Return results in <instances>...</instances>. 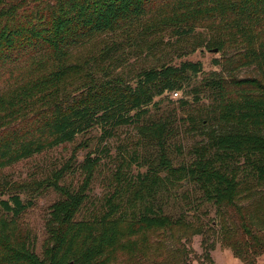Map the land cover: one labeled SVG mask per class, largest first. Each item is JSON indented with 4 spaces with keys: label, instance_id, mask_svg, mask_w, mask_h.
<instances>
[{
    "label": "trees",
    "instance_id": "16d2710c",
    "mask_svg": "<svg viewBox=\"0 0 264 264\" xmlns=\"http://www.w3.org/2000/svg\"><path fill=\"white\" fill-rule=\"evenodd\" d=\"M138 26L144 35L169 29L177 38L202 29L200 47L223 53L226 45H235L237 63L255 74L239 78L236 65L226 59L232 72H213L188 90L191 78L202 72L199 61L162 63L128 79H108L91 74L88 61L70 60L72 47ZM213 64L222 66L218 58ZM74 78L76 85L70 84ZM184 91H192L196 103L210 101L200 120L202 143L187 163L172 166L161 154L160 169L138 174V187L127 200L140 204L138 221L128 218L121 193L78 218L100 160L88 155L82 165L86 176L77 189L58 184L61 171L50 183L61 197L48 207L40 256L15 223L30 202L17 193L0 200L10 217H0V264H191L192 259L205 264L210 261L205 233L213 226L194 228L181 214L166 211L162 170L166 178L169 174L195 184L215 206L223 242L243 264H257L264 254V0H0V169L71 142L93 127L111 136L118 126L142 121L155 97ZM164 130L162 123L138 126L139 134L158 141ZM200 231L203 259L181 241V235ZM153 234L161 240L150 245ZM186 240L190 245V237ZM152 246L168 260L161 262L153 253L146 257Z\"/></svg>",
    "mask_w": 264,
    "mask_h": 264
},
{
    "label": "rangeland",
    "instance_id": "374dc122",
    "mask_svg": "<svg viewBox=\"0 0 264 264\" xmlns=\"http://www.w3.org/2000/svg\"><path fill=\"white\" fill-rule=\"evenodd\" d=\"M201 30L197 29L194 35L183 38L171 36L169 29L155 35H144L139 33L141 26L121 33H107L72 47L70 60L77 64L88 61L86 68H90L91 74L108 79L116 75L128 79L142 68L158 66L162 63L176 65L182 61H199L202 64V72L191 78L192 83L188 90L192 86H200L204 78L213 72L222 71L225 75L228 71L232 72L228 65L231 63L236 65L233 72L235 71L239 78L255 74L252 67L239 65L243 63L240 61L237 63L239 56L235 45H226L223 53L217 52L215 48L200 47L204 35V33L201 36L198 34ZM154 36L160 37V41H151ZM105 49L112 50L108 56L101 55ZM215 58L220 59L222 66L213 64ZM226 59L230 60H227L228 64ZM230 66L232 69V65ZM76 79H72L70 84L76 85L78 83ZM183 102L187 103L184 105ZM209 109L210 101L203 98L196 103L192 91L164 93L154 98V104L149 107L142 121L118 126L113 129L111 136L107 137L100 128L93 127L77 135L71 142L62 143L1 168L0 200L17 193L23 202H30L16 218L15 223L23 240L28 241L35 253L40 256L43 241L47 236L45 219L48 207L61 197L50 185L56 178V172H63L57 180L59 185L75 190L86 176L82 167L85 157L98 156L100 160L88 180L86 199L77 215L78 218L88 217L94 211L97 212L107 197L121 193L128 218L134 216L133 220L138 221L137 210L140 209V204L127 202L138 187V174L153 171L154 168L160 169L161 154L172 166L190 161L194 149L202 143V138L198 135L203 126L202 123L200 125V120L206 117ZM147 123L154 125L162 123L165 126L161 141L139 134L138 126ZM158 174L167 184L163 198L168 213L181 214L188 222L187 225L191 224L194 228L203 225L202 230H206L207 227L213 226L205 233L209 236L210 261L203 262L243 264L235 257L231 248L224 244L215 206L201 197L197 186L169 174L166 178L167 173L163 170ZM4 216L6 215L0 208V217ZM187 232L191 233V229ZM203 232H193L191 236L181 235V241L186 243V248H192L200 259H203L205 254L201 243ZM188 237L191 239L190 245L187 244ZM150 238V245H153L152 241L161 240L156 234L151 235ZM166 243L168 247L174 246L170 240H166ZM149 253H153L161 262L168 260L166 253L156 246L147 249L146 257ZM134 254H138L137 250ZM125 255L130 257L133 254L128 250ZM191 264L199 263L192 259ZM257 264H264V254L257 258Z\"/></svg>",
    "mask_w": 264,
    "mask_h": 264
}]
</instances>
